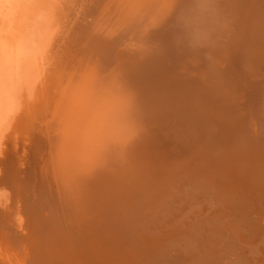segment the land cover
<instances>
[{
	"label": "bare ground",
	"instance_id": "6f19581e",
	"mask_svg": "<svg viewBox=\"0 0 264 264\" xmlns=\"http://www.w3.org/2000/svg\"><path fill=\"white\" fill-rule=\"evenodd\" d=\"M49 2L53 53L0 91L5 130L29 137L0 145V206L22 231L4 228L0 264H264V70L230 74L259 60L262 0H201L196 50L175 43L188 0Z\"/></svg>",
	"mask_w": 264,
	"mask_h": 264
},
{
	"label": "rangeland",
	"instance_id": "374dc122",
	"mask_svg": "<svg viewBox=\"0 0 264 264\" xmlns=\"http://www.w3.org/2000/svg\"><path fill=\"white\" fill-rule=\"evenodd\" d=\"M10 1H12V2H10ZM10 1H9L10 3L8 2L7 4H5V6L0 7V9H2V10H0V31H1L0 32V63L1 64H3V63L5 64V71H4V69L0 70V91L2 92V94L3 93L7 94L11 90L10 84H9V87H8V84H7L6 77L8 75H10V78H12L14 76L17 77L16 73L18 72L20 74L21 69L25 68L30 63L32 64V63L35 62L34 63L35 65L36 64L37 65H42L44 60L50 58V57H48V55L51 56V54L53 53L52 48H50L49 46H46L47 43H44L45 41H42V38H44V40H45V36L41 35L42 33L40 34V32H42V30H43V25H44V27L47 28L51 24L53 25V23H54V21L50 20L51 19L50 15L52 13H51V11L48 10L49 7L51 6V2H49V0H36V1L35 0H14V1L10 0ZM88 2H89V0H87L86 5H88ZM45 3L48 4L49 7ZM261 3H262V5H264V0H262ZM83 8L86 9L84 4L81 5V6H78V7H76V6L72 7L71 11L73 13L70 10H68V12H66V16L64 17L65 18L64 22H65L66 28L74 29V28L77 27V23L81 20V15L82 14H80V12H81V10H83ZM28 11L31 12V13H29ZM11 12L13 13V16H12ZM9 13H11V15ZM12 17H13V19H12ZM15 21H16V23H15ZM12 28H14V29H12ZM94 28H92L91 31L89 30V32L87 34H90V35H92V33L96 34L98 32V30H96ZM30 31H32V32H30ZM25 32H27V33H25ZM33 32L34 33L35 32L38 33V35H40V36H38V35L34 36ZM68 35H70V32H69ZM48 36H49V34H48ZM57 36H58V41H59V39L60 40L63 39V35H61V36L57 35ZM34 39H35V41H34ZM36 41H39L40 42V47L43 46V48H39L38 44L36 43ZM82 44L85 45L86 42H83ZM12 46H14V47H12ZM12 48H14V49H12ZM258 50H254L253 56H254V58L259 56V60H255L254 59V61H251V62L247 63V65H244V66H242V65L238 66L237 65V67H234L235 69L230 74L233 75V77L238 78V75L240 76V73H243V74H245V75H243V76H245V80H248L246 78V76L249 73H253L256 68H260L261 67L264 70V62H263V58H264V44H263V42L261 44L259 43ZM40 51H41L42 54L40 53ZM37 55H39V56H37ZM31 59H32V62H31ZM259 62H261L262 65ZM32 67L35 68L34 66H32ZM40 69H43V68L41 67ZM244 71L245 72L247 71V72L245 73ZM14 72H15V75H13ZM49 73H50V71H49ZM1 75H3V76H1ZM34 76H35L34 79L30 78L28 80V84L25 87L26 88L25 91H26L27 95L30 97V99H31V96H34V95L36 97H40L42 92H43V89L41 87V84H42V80L41 79H43V78H41V73L40 74L38 73V76L37 75H34ZM35 82L38 84V88H37V84ZM40 87H41V89H39ZM38 89H39V91H38ZM237 89L238 88L230 90V89L224 88L222 90H219V92L218 91L217 92L218 93H221V92H236ZM41 90H42V92H41ZM35 96H34V98H35ZM25 97H27V96H25ZM217 97H219V95ZM1 102H0V113L4 114L8 110H9L8 112H11L10 111L11 108H9L11 105L7 106L5 101H1ZM181 105L183 106V104H181ZM181 105H179L175 109V111L178 110L179 107H182ZM222 107L224 108V106H222ZM2 109L4 110V113L1 112ZM195 120H197V119H195ZM41 121L42 120L40 119L39 121H36V123H33V124L38 125L39 123H41ZM32 126H29V127H32ZM5 134H7V136ZM33 135H34V132L32 131V137H33ZM5 138H6V140H5ZM17 138L19 140H21L20 142L18 141L20 143V145H21V144H23L22 142L27 141L29 137H25V136H20L19 137L18 133L13 132V130L11 128L5 130L4 121H1V119H0V145L2 146L4 144V142H5V144H4V146H5V145L9 144V141H10V144H12L11 142L15 141V139H17ZM24 139H25V141H24ZM170 146H172V145H169V147ZM2 153H0V158L2 157L1 156ZM13 168L14 169L15 168H20V165L17 164V162H16V164L15 163L13 164ZM13 168H11L10 171H9V172H12V174L10 176H13V174H14L13 173L14 172ZM4 182H6L7 185L9 186L8 189L12 191L10 186L14 185V180L8 179V180H5ZM0 192H1V190H0ZM17 195L15 193H14V195L10 194L12 199H18ZM15 209L16 208L14 206H12V202L11 201L8 202V203L6 202L2 206H0V238H3L4 241H6L8 243V247L6 245H5V247L8 248L9 249L8 251H10L12 253H15V250H13L14 246H12V244L10 245V241H9L10 239H12V237L10 238L9 235H8V237H5V234L7 232H6V230L4 228L8 224H9L8 225V229L10 227L14 228V225H15L16 229L18 230V232H17L18 234L17 235L22 233V231L19 229L18 222L14 223V220H16L18 218V216L16 215L17 211H15ZM19 216H22V215L19 214ZM11 221H13V223ZM10 230H8V232L12 235ZM14 233L16 234L15 230H14ZM168 238H170V237H168ZM3 248H4V246L1 245V250H3ZM12 255L10 256L11 259H12ZM232 259H234V258H232ZM11 262H12V260H11ZM140 263L141 262L138 261L136 264H140ZM235 264H241V262L237 261V263L235 262Z\"/></svg>",
	"mask_w": 264,
	"mask_h": 264
},
{
	"label": "clouds",
	"instance_id": "9594fccd",
	"mask_svg": "<svg viewBox=\"0 0 264 264\" xmlns=\"http://www.w3.org/2000/svg\"><path fill=\"white\" fill-rule=\"evenodd\" d=\"M200 4L201 0H188V6L177 14L175 21L177 46L196 50L208 41L209 36L201 23L204 10Z\"/></svg>",
	"mask_w": 264,
	"mask_h": 264
}]
</instances>
